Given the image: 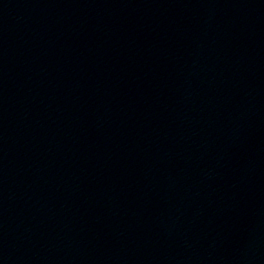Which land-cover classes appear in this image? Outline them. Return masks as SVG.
Returning a JSON list of instances; mask_svg holds the SVG:
<instances>
[{
    "label": "water",
    "instance_id": "obj_1",
    "mask_svg": "<svg viewBox=\"0 0 264 264\" xmlns=\"http://www.w3.org/2000/svg\"><path fill=\"white\" fill-rule=\"evenodd\" d=\"M0 264H264V0H0Z\"/></svg>",
    "mask_w": 264,
    "mask_h": 264
}]
</instances>
